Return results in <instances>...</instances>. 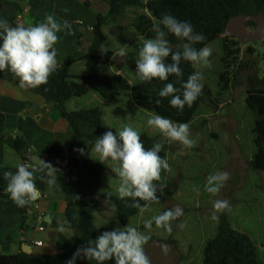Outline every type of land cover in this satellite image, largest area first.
I'll return each mask as SVG.
<instances>
[{
	"label": "trees",
	"instance_id": "1",
	"mask_svg": "<svg viewBox=\"0 0 264 264\" xmlns=\"http://www.w3.org/2000/svg\"><path fill=\"white\" fill-rule=\"evenodd\" d=\"M59 3L68 0H57ZM110 11L108 16L97 17L93 26L94 40L89 47L83 60H89L96 66H105L113 63L118 56L105 49L106 36L104 27L109 21H118L124 16L127 8L142 10L135 14L132 27L147 40L154 38L152 31L153 24H158L163 15L170 14L179 21L190 23L194 31L203 34L206 38L202 44L194 47L201 48L209 45L224 36V58L226 71L221 75L220 80L224 84L223 90L229 89L232 77L229 73L231 61L237 57L238 51L232 49L229 44L231 37L225 36L227 25L232 17L239 15L263 16L264 0H110ZM22 10L18 2H6L0 0V12L7 15H14ZM143 12V13H142ZM248 28L256 27L255 23L247 24ZM166 39L169 41L173 51H182L183 43L187 42L177 38L174 34L168 33ZM238 50V49H237ZM77 62L76 59H67L61 67L49 77L48 83L37 88L33 92L41 95L48 103L58 105L61 108L63 118L68 122L73 136L77 140H84L87 143L84 153L81 154L73 146H66L60 143L51 145L48 152L47 163L57 170L59 188L57 192L70 196L71 205L66 210V218L73 236L70 238L60 236V253L49 256L40 254H26L21 252L13 256H0V264H66L78 248L86 247L90 241H95L105 231H112L109 228H97L94 223L96 202L92 199L98 196L102 188L103 175L106 166L90 156L97 138L107 132L102 119L101 110L96 108L68 112L65 108L67 102L75 98L86 96L89 92H95L103 100H110L120 96L123 92H132L135 95L137 105L150 113L160 114L170 118L174 123L187 122L190 124L195 118L199 108L206 101H212L211 91L207 87L202 88L201 94L194 102L192 108L185 106L183 113L171 108L169 100L171 97L161 98L159 92L167 83L181 88V82L177 77L170 75L168 80L161 81L153 79L150 82L140 80L137 85H131L119 75L102 76L95 73L73 75L71 68ZM171 57L166 63H171ZM180 67L183 70V77L180 81H186L188 76L196 72L190 62L181 61ZM0 78L11 84H18V78L10 70L0 71ZM160 104H156V100ZM247 108L255 115L253 133L255 134L256 152L251 160V168L257 173H264V78L257 75L249 78V88L246 97ZM6 117L0 113V140H3L17 152L27 149V144L22 138L5 137ZM141 141L146 150H150L157 138L146 133L140 135ZM161 158L166 159L165 147L159 153ZM16 172L15 169L0 168V185L7 186L8 181L4 178V172ZM161 180L155 182L158 186L163 185ZM46 175L45 172H35V184L40 192L46 191L49 187L40 180ZM78 197V198H77ZM159 202L171 197V193L163 188L157 191ZM99 199L106 200L115 210L114 218L121 229L128 225L133 217L140 213L138 208L131 207V198H118L111 195H102ZM14 203V202H13ZM144 201H140L141 206ZM153 204V203H151ZM149 204V205H151ZM21 208V207H20ZM26 219L34 221L32 204L21 208ZM46 225V223H45ZM30 227L29 225H27ZM46 227V226H45ZM75 264H98L97 261H89L85 258H77ZM104 264H115V258L105 261ZM203 264H264L260 259L258 243L248 234L233 228L229 222V213L225 212L220 217L215 236L208 240L203 250Z\"/></svg>",
	"mask_w": 264,
	"mask_h": 264
},
{
	"label": "rangeland",
	"instance_id": "2",
	"mask_svg": "<svg viewBox=\"0 0 264 264\" xmlns=\"http://www.w3.org/2000/svg\"><path fill=\"white\" fill-rule=\"evenodd\" d=\"M132 11L139 14L142 10L128 8L121 23H129ZM117 26L118 24H111L105 28L109 39L114 38ZM133 31L137 33L134 28ZM131 33L133 32L127 33V36ZM230 41L232 49L238 51V54L232 59L231 67L229 66L232 77L228 90H223L224 84L220 80L226 71V64L223 62L224 36L208 45L212 49L209 57L211 67L194 65L196 72L203 76L200 80L202 88L207 87L212 94V101L202 104L189 124L190 138L196 141L195 147L189 149L179 142H170L158 130L149 126L147 120L155 114L141 109L132 92H123L120 98L110 99V104H107L106 112L109 110L111 113L120 105L114 115L119 120L116 117L115 120L106 121L108 131L118 136L123 127L132 126L140 135L146 133L157 138V143H162L167 151L166 160L171 171H164L162 182L167 185L164 189L171 193V197L149 205V210L142 214L140 212L128 222V225L150 234L151 239L144 246V250L151 264H203L204 246L215 236L220 217L225 213H218V220L211 218L216 200L229 202L230 211H226L229 213V222L233 228L250 235L258 243L260 259L264 263V173H257L251 168L250 163L256 152L253 133L255 115L246 105L249 78L254 75L264 78V40L240 43L238 39L231 37ZM143 43L132 40L129 45L130 64H124L123 78L131 85L139 84L140 78L135 72L138 54H130L133 50L138 53ZM94 65L92 67L96 69L88 72H98L104 76L116 72L109 65L99 68ZM117 66L118 62L113 68ZM80 70L82 69L77 72ZM89 100L90 98H85L81 103L88 106L87 108L98 106ZM99 106L102 107L101 104ZM92 158L99 159L95 152ZM103 164L107 171L104 188L100 193L107 192L120 198V181L115 171H112L118 167V163L107 160ZM217 171L228 172L230 179L218 195L212 196L205 191L204 185L207 176ZM194 186L199 188V194L193 191ZM98 201L100 203L96 207L94 219L96 227L121 229L120 223L114 220V208L106 200ZM176 206L183 209V215L172 222L171 234L156 228L155 223L150 231L144 227V221ZM102 216L105 218L102 219ZM180 223L187 226L180 229L177 227ZM162 244L169 246L170 251L167 254L162 251Z\"/></svg>",
	"mask_w": 264,
	"mask_h": 264
},
{
	"label": "clouds",
	"instance_id": "3",
	"mask_svg": "<svg viewBox=\"0 0 264 264\" xmlns=\"http://www.w3.org/2000/svg\"><path fill=\"white\" fill-rule=\"evenodd\" d=\"M154 38L147 39L138 53L136 62V74L141 81L150 82L153 79L168 80L170 75L177 77L181 82V88L167 83L159 92V97H171V108L183 113L185 106L192 108L194 102L202 92L200 80L203 76L200 72H193L186 81H180L183 70L181 61L190 62L193 65L211 67L209 57L212 49L207 45L196 48L194 45L202 44L206 39L203 34L194 31L193 26L186 21H179L170 14L163 15L158 24H153ZM64 32L72 35V25L65 20L60 23L53 15H47L44 22L25 25L18 23L11 26L6 20H0V71L10 70L19 80V87L27 90L37 88L48 83L49 77L57 70V50L55 45ZM168 33L187 41L182 45V51H173L166 39ZM101 51L107 49L101 47ZM126 55L124 47H121L114 56ZM171 57V63L166 59ZM116 75H121L119 72ZM160 104V100H156ZM147 124L158 130L170 142H179L184 148H193L196 141L190 138V128L187 122L174 123L170 118L160 114L151 115ZM163 144L155 143L150 150H146L141 141L140 134L132 126H125L119 134L112 131L105 132L97 138L93 151L98 155V161L111 160L118 163L113 169L119 178L118 194L121 199L131 198V207L138 208L141 214L149 210V204L159 202L157 191L163 190L167 185L158 186L155 182L161 180V172L171 171L168 161L161 158ZM81 154L84 149H77ZM16 172H4V178L8 181L6 192L10 199L18 207H26L36 201L40 190L36 187L34 173L45 172L40 180L51 188H59L57 170L49 163L42 162L38 167L20 162L16 165ZM31 169V170H30ZM230 179L226 171H217L206 178L204 189L212 196L219 194L225 183ZM199 194V188H193ZM78 198V197H77ZM140 201H144L141 206ZM211 218L218 220V213L230 211L227 200H216L213 203ZM183 215V209L176 206L151 219L144 221V227L149 231L153 223L156 228L164 229L171 234L172 222ZM187 225L180 223L178 228L184 229ZM60 231H64L61 226ZM151 239L150 234H145L131 225L123 229L117 228L105 231L95 241H90L86 247L76 250L66 264H75L77 258L95 260L98 264H104L115 258V264H151L146 255L144 246ZM162 251L167 254L170 248L167 244L161 245Z\"/></svg>",
	"mask_w": 264,
	"mask_h": 264
},
{
	"label": "crops",
	"instance_id": "4",
	"mask_svg": "<svg viewBox=\"0 0 264 264\" xmlns=\"http://www.w3.org/2000/svg\"><path fill=\"white\" fill-rule=\"evenodd\" d=\"M5 1L9 3L18 2L22 7L20 12L12 16L0 12V20H6L11 26H15L18 23H23L26 26L29 24L35 25L44 22L47 15H53L60 23L67 20L72 25V35H65L64 32L57 34L60 37L58 43L55 45L58 68L67 59L73 58L77 60L71 68L73 75L89 74L96 69L92 67L94 65L92 62L83 60V58L94 40L93 26L97 21V17L99 15L108 16L109 14L110 0H68L61 3L57 0ZM143 1L147 2L149 0ZM127 10L128 8L125 12ZM134 13L135 11H132V19L127 24L121 23V18L118 21H109L104 27L106 36L105 49L114 54L118 53L121 47H124L126 52L125 56H118L115 63L105 65H109L116 71L110 75H116L119 72L121 74L119 76L124 77V64H130L128 49L131 41L139 40L145 42L139 33H134L133 31L132 21L135 14H137ZM111 24H118L112 40L107 37L105 32V28L111 26ZM129 32L133 33L127 36ZM138 53L133 50L130 55H136ZM116 62H118V66L113 68ZM97 67L99 68V66ZM79 69L82 70L77 72ZM95 74L104 76L98 72H95ZM120 96L114 98H120ZM81 98H75L67 102L65 105L66 110L68 112H74L91 109L92 107L87 108L88 106H84L81 103L85 98H90L89 102L98 105L93 107H98L101 110L103 124L108 131L106 121L115 120L117 116L114 115L118 112L120 105L116 108L117 111L115 109L111 113L109 110L106 112L108 109L107 104H110L109 102L114 100V98L111 100H103L95 92H89ZM100 104L102 107L99 106ZM0 113L6 117L5 137L22 138L27 144L26 151L17 152L3 140H0L1 169L10 168L17 170L16 165L20 162L36 166L31 162V159L35 156L45 158V162H47L49 149L51 145L56 143L73 146L76 149H83L87 146L84 140H77L73 136L70 126L63 118L61 108L58 105L48 103L41 95L33 92L32 88L27 90L21 89L19 87V80L18 84H11L0 78ZM118 120L119 118L117 117ZM93 153L94 151L92 149L91 157ZM105 173L103 175L102 188H104ZM6 187L0 185V256H13L21 252L26 253L27 251H31V254L49 256L60 253V236L70 238L74 233L70 229L65 215L67 208L71 205L72 198L57 192L56 188H48L46 191L41 192L40 197L36 200L38 209L31 203L33 211L30 214L34 216V221L31 222L25 218L21 208L10 199V195L6 192ZM102 195H107V192H99L98 196L92 199L96 202L97 207L100 203L98 199ZM39 213L45 217L46 227L43 232L35 230V218ZM96 213L97 209L95 211ZM101 218L103 219L105 217L102 216ZM61 226L64 231H60ZM37 241H42L43 245L40 247L35 246V242Z\"/></svg>",
	"mask_w": 264,
	"mask_h": 264
},
{
	"label": "water",
	"instance_id": "5",
	"mask_svg": "<svg viewBox=\"0 0 264 264\" xmlns=\"http://www.w3.org/2000/svg\"><path fill=\"white\" fill-rule=\"evenodd\" d=\"M253 22L257 26V30H249L247 24ZM225 35L228 37H234L238 39L240 43L245 42H256L264 40V17L259 16H249V15H239L232 17L227 25ZM45 158L33 157L31 162L36 166L40 163L45 162ZM32 213V211H30ZM27 254H31V251H27Z\"/></svg>",
	"mask_w": 264,
	"mask_h": 264
},
{
	"label": "built area",
	"instance_id": "6",
	"mask_svg": "<svg viewBox=\"0 0 264 264\" xmlns=\"http://www.w3.org/2000/svg\"><path fill=\"white\" fill-rule=\"evenodd\" d=\"M33 206L38 209V205L36 203V201L33 202ZM35 221H36V226H35V230L36 231H39V232H43L45 231V217L43 214L39 213L36 218H35ZM43 245V242L42 241H37L35 242V246L37 247H40Z\"/></svg>",
	"mask_w": 264,
	"mask_h": 264
},
{
	"label": "flooded vegetation",
	"instance_id": "7",
	"mask_svg": "<svg viewBox=\"0 0 264 264\" xmlns=\"http://www.w3.org/2000/svg\"><path fill=\"white\" fill-rule=\"evenodd\" d=\"M250 29H252L253 31H255V30H257V26L256 27H253V28H250Z\"/></svg>",
	"mask_w": 264,
	"mask_h": 264
}]
</instances>
